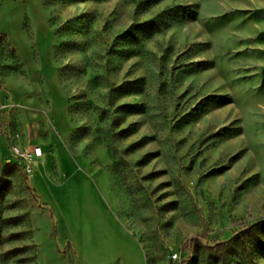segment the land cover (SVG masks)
I'll return each mask as SVG.
<instances>
[{"label":"rangeland","instance_id":"1","mask_svg":"<svg viewBox=\"0 0 264 264\" xmlns=\"http://www.w3.org/2000/svg\"><path fill=\"white\" fill-rule=\"evenodd\" d=\"M260 223L264 0H0V264H264Z\"/></svg>","mask_w":264,"mask_h":264},{"label":"built area","instance_id":"2","mask_svg":"<svg viewBox=\"0 0 264 264\" xmlns=\"http://www.w3.org/2000/svg\"><path fill=\"white\" fill-rule=\"evenodd\" d=\"M10 153L15 160L22 166L25 173L31 172V165L33 160L38 159L42 156V149L38 145L34 146H20L13 144L10 147ZM172 261H176L178 256L176 253L171 255Z\"/></svg>","mask_w":264,"mask_h":264},{"label":"trees","instance_id":"3","mask_svg":"<svg viewBox=\"0 0 264 264\" xmlns=\"http://www.w3.org/2000/svg\"><path fill=\"white\" fill-rule=\"evenodd\" d=\"M258 226V224H254V227ZM259 233L263 236L264 238V223H260V228H259ZM257 238V237H256ZM259 241V239H257ZM264 246V245H263Z\"/></svg>","mask_w":264,"mask_h":264}]
</instances>
